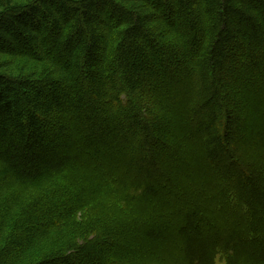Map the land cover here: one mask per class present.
Listing matches in <instances>:
<instances>
[{"label":"trees","instance_id":"obj_1","mask_svg":"<svg viewBox=\"0 0 264 264\" xmlns=\"http://www.w3.org/2000/svg\"><path fill=\"white\" fill-rule=\"evenodd\" d=\"M219 258L264 264V0H0V264Z\"/></svg>","mask_w":264,"mask_h":264},{"label":"rangeland","instance_id":"obj_2","mask_svg":"<svg viewBox=\"0 0 264 264\" xmlns=\"http://www.w3.org/2000/svg\"><path fill=\"white\" fill-rule=\"evenodd\" d=\"M109 199H111V202L115 203V205L117 206V207H114V208H115V209H117V208L119 209L118 204H120V203H117L116 199L113 198V197H109ZM218 264H224V263H223V260H222L221 258L218 259Z\"/></svg>","mask_w":264,"mask_h":264}]
</instances>
